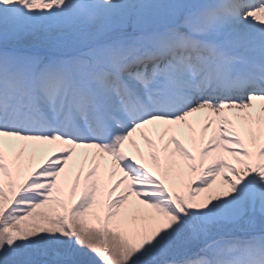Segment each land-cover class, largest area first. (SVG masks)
Segmentation results:
<instances>
[{
    "label": "snow or ice",
    "instance_id": "obj_1",
    "mask_svg": "<svg viewBox=\"0 0 264 264\" xmlns=\"http://www.w3.org/2000/svg\"><path fill=\"white\" fill-rule=\"evenodd\" d=\"M0 264H264V0H0Z\"/></svg>",
    "mask_w": 264,
    "mask_h": 264
}]
</instances>
